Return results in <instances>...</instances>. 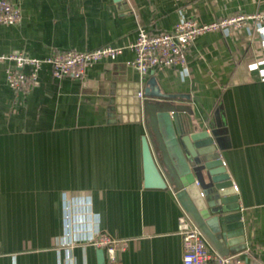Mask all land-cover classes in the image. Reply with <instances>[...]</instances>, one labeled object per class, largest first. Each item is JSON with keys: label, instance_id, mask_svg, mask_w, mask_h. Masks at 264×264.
I'll use <instances>...</instances> for the list:
<instances>
[{"label": "crops", "instance_id": "obj_1", "mask_svg": "<svg viewBox=\"0 0 264 264\" xmlns=\"http://www.w3.org/2000/svg\"><path fill=\"white\" fill-rule=\"evenodd\" d=\"M9 1L20 7L22 21L0 26V55L45 58L105 46L122 54L81 79L57 80L45 68L25 94L9 87V65L0 64V264H101L97 249L84 248L98 231L129 241L117 264H183L178 217L184 210L171 190L145 187L138 100L147 96L188 106L195 122L226 128L229 147L220 153L238 198L228 214L242 215L246 239V248L230 256L264 264L260 38L244 28L202 36L186 75L168 69L144 81L131 68L130 48L139 27L156 34L186 18L208 23L264 12V0ZM69 200L85 219L72 239L64 226ZM103 264H110L106 255Z\"/></svg>", "mask_w": 264, "mask_h": 264}, {"label": "built area", "instance_id": "obj_2", "mask_svg": "<svg viewBox=\"0 0 264 264\" xmlns=\"http://www.w3.org/2000/svg\"><path fill=\"white\" fill-rule=\"evenodd\" d=\"M22 21L19 6L9 0H0V26H15ZM244 28L250 34H256L264 49V12L238 14L203 23L196 18H186L179 22L172 31L150 33L139 27L135 41L130 45L134 53L131 68L142 81L157 71L177 70L188 73V55L196 41L205 35ZM122 54V48L105 46L92 51L64 50L52 53L45 58L31 57L25 53L0 55V64L7 63L6 81L9 87L18 93H29L39 84L40 74L49 68L51 75L61 80L67 77L81 79L88 69L103 61H116ZM257 72L264 79V60L257 63ZM140 98L143 93L138 94ZM75 204V203H74ZM72 201L66 202L64 226L65 235L72 239L78 227L85 223L83 215L73 210ZM178 231L183 238V264H253L243 261L238 256L213 255L205 237L187 213L178 217ZM129 241L115 239L107 233L98 231L84 245L103 250L110 264H117L118 254L124 252ZM69 245L74 242L70 241Z\"/></svg>", "mask_w": 264, "mask_h": 264}, {"label": "water", "instance_id": "obj_3", "mask_svg": "<svg viewBox=\"0 0 264 264\" xmlns=\"http://www.w3.org/2000/svg\"><path fill=\"white\" fill-rule=\"evenodd\" d=\"M115 97L116 92H111ZM116 99H111L110 116ZM145 135L142 139L144 181L148 189H169L207 242L222 256L246 248L241 214H228L238 201L221 151L229 147L225 129L213 121L192 119L190 107L156 98L138 100ZM105 262V252L97 251Z\"/></svg>", "mask_w": 264, "mask_h": 264}]
</instances>
